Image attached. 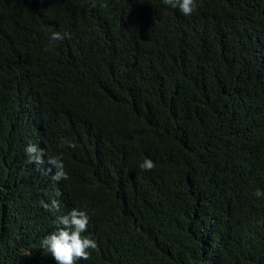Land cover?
Segmentation results:
<instances>
[{
  "label": "trees",
  "instance_id": "obj_1",
  "mask_svg": "<svg viewBox=\"0 0 264 264\" xmlns=\"http://www.w3.org/2000/svg\"><path fill=\"white\" fill-rule=\"evenodd\" d=\"M196 4L0 0V264L72 209L76 264H264V0Z\"/></svg>",
  "mask_w": 264,
  "mask_h": 264
},
{
  "label": "clouds",
  "instance_id": "obj_2",
  "mask_svg": "<svg viewBox=\"0 0 264 264\" xmlns=\"http://www.w3.org/2000/svg\"><path fill=\"white\" fill-rule=\"evenodd\" d=\"M163 2L174 9L178 8L185 16L191 15L197 7L196 0H163ZM68 36L69 33L67 32H53L51 39L54 41L63 40ZM64 143H67L69 146H74L69 141H62V144ZM25 151L32 162L37 164L44 162L43 150L39 149L35 144H29ZM48 164L55 169V173L52 176L54 181L59 182L68 179L64 163L60 156L51 157L48 160ZM154 167V162L148 158H145L141 165V168L145 170H152ZM56 195L59 196L61 193L57 192ZM255 195L259 198L264 196V192L257 190ZM59 203L58 200L53 199L50 205L43 203V207L58 210ZM58 223L62 227L57 228L53 233L42 239V248L52 254L57 264H76L77 260H88L90 258V252L88 250L97 248L95 240L82 235L86 231L89 223L88 214L82 210L72 209L69 214L60 216Z\"/></svg>",
  "mask_w": 264,
  "mask_h": 264
}]
</instances>
